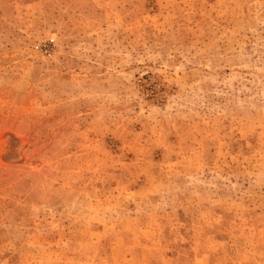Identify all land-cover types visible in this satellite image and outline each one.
<instances>
[{"label": "rangeland", "instance_id": "rangeland-1", "mask_svg": "<svg viewBox=\"0 0 264 264\" xmlns=\"http://www.w3.org/2000/svg\"><path fill=\"white\" fill-rule=\"evenodd\" d=\"M0 264H264V0H0Z\"/></svg>", "mask_w": 264, "mask_h": 264}]
</instances>
